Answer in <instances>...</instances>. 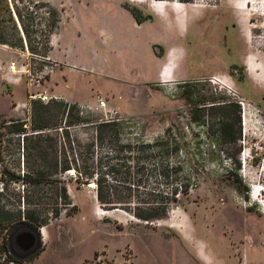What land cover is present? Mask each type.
Instances as JSON below:
<instances>
[{"label":"rangeland","instance_id":"374dc122","mask_svg":"<svg viewBox=\"0 0 264 264\" xmlns=\"http://www.w3.org/2000/svg\"><path fill=\"white\" fill-rule=\"evenodd\" d=\"M53 1L0 0V29L10 27L16 41L6 9L9 5L21 28L17 4L31 31L30 45L26 38L23 47L0 43V264H264V193L259 200L254 197L256 191L264 192V87L251 84L239 57L244 49L263 50L264 0H244L249 5L244 7L243 28H252L251 35L239 33L235 14L232 18L224 12V0L190 2L213 8L216 18L209 25L206 16L187 39L199 78L170 86L166 99L161 97L162 86H155L153 93L143 87L132 98L127 89L116 98L93 90L83 93L82 103L61 99L46 104L29 95L45 92L58 66L48 44L62 16ZM124 1L134 6L138 0ZM85 40L93 47L94 38ZM44 56L57 65L38 85L33 68L43 67ZM12 61L27 69L11 73ZM78 111L83 120L70 124ZM39 133L44 140H56V152H49L58 154L62 165L71 154L69 140L73 152L84 157L91 156L87 146L94 144L92 155L110 197L115 200L128 188L132 208L103 206L96 177L85 184L74 170L61 171L55 177L77 211L67 216L62 210L52 217L50 207H66L55 200L53 183L28 190L18 178L41 162L34 148ZM158 140L161 143L152 146ZM126 171H132L130 180L121 178ZM138 189L149 193L147 201L168 203L166 213L150 220L137 217ZM34 190L35 203L49 217L38 229L40 254L13 261L8 248L15 228L11 226L24 217L29 207L25 196ZM42 229H47V239Z\"/></svg>","mask_w":264,"mask_h":264},{"label":"crops","instance_id":"0c3cea01","mask_svg":"<svg viewBox=\"0 0 264 264\" xmlns=\"http://www.w3.org/2000/svg\"><path fill=\"white\" fill-rule=\"evenodd\" d=\"M67 1H53L62 16L50 34L49 56L58 66L45 92L82 103L83 93L93 90L116 98L127 89L132 98L143 87L153 93V87L162 86L161 97L167 98L170 86L199 78L187 39L206 16L207 24L215 21L213 8L180 0H138L134 6L151 16L139 22L124 0ZM245 4L249 2L224 0V12L235 14L240 34L251 35L252 28H243ZM86 37L94 38L93 47L88 48ZM262 43L263 50L244 49L239 57L251 84L264 87V36Z\"/></svg>","mask_w":264,"mask_h":264},{"label":"trees","instance_id":"16d2710c","mask_svg":"<svg viewBox=\"0 0 264 264\" xmlns=\"http://www.w3.org/2000/svg\"><path fill=\"white\" fill-rule=\"evenodd\" d=\"M16 2V0H14ZM182 2H192V0H180ZM126 7H128L131 12L134 14L136 19L139 22H142L143 20L149 19L151 16L147 15L145 16L142 12L141 9H139L136 6H131L128 3L125 4ZM14 11L18 16V19L20 21L21 28H19L15 22V19L13 17V10L7 6V13L9 15V19L12 22V31L14 32V38H16V41L14 42L12 40V37H10V27H3L0 29V43L3 44H8L12 46H19L23 47L24 46V38L28 41V45H30V39L31 37V31L29 25L24 21V15L20 9V7L15 4L14 5ZM22 32V34H21ZM24 34V36H23ZM49 42V41H48ZM49 44V43H48ZM47 48V47H46ZM40 101V100H39ZM42 102V101H41ZM51 102H58V101H51ZM44 103V102H43ZM50 103V102H48ZM46 103V104H48ZM230 106H232V102H230ZM61 107H63V103L60 104ZM70 111L71 109H75L76 106H70ZM237 112L239 111V108L236 110ZM83 119H81L78 111V115L76 116V120L72 121L70 120V124H73L75 122H80ZM238 120L240 121V116H238ZM105 124L109 123H101V126H104ZM109 126V125H108ZM40 129H44L41 127ZM67 137L71 136L69 131H66ZM44 133H39L38 136L35 138H38L37 144L34 146L35 149H37L40 152L39 159L40 163L38 164L37 169H34L33 171H26L23 173V175L19 176L18 178L22 177V182L28 186L29 188L33 187H41L44 184L47 183H53V188L55 190V200H62L64 201V205L66 206L64 209L60 207V203H57L55 206L53 205L50 207V213L52 217H59L62 214V210L66 212L67 216H71L77 211V206L73 203L72 199L70 198L69 193L67 192V189L65 186H60L59 180L56 179L55 176L58 175L59 172H67L74 170L76 172V178L79 182L89 184L91 183L90 180H93L96 177V184H97V198L98 201L103 205V206H114V205H119L122 204V206L125 209H131L132 208V198H133V193L130 189H126L122 193H117V197L114 200V197L111 196V191L110 188L106 185V179L103 177V174L100 171H97V167L94 161L93 153L91 149L94 147V144H90L87 146L88 154L91 156H85L80 153L77 154L74 151L75 147L73 146V140H69V149L71 151V154L66 155L64 159V165H62V162L60 161V158L58 154L51 155L49 151H55L57 148L56 140L54 138L49 137L48 139L44 140ZM44 145L43 143H45ZM162 140L156 141L153 145H158L161 143ZM166 144H168L166 142ZM142 146L144 148H147L151 146V144H144L142 143ZM179 149L178 145H174L172 150L177 151ZM29 159V156H28ZM111 171L114 172V167H111L109 169V172ZM140 174V170L138 171ZM132 171H126L123 172L121 175L122 179L125 180H130L132 178ZM164 175L167 177H170V174L168 172H164ZM139 181H142V177L139 179ZM173 194L178 191V189H172ZM34 192V193H33ZM31 193H28L25 198L26 201L25 203L28 204V209L25 211L24 217H20L17 222L12 224L11 228H14L20 224H27L29 226H32L35 229H39L41 226L47 225L49 217H45V215L42 214L41 211L44 209L42 207H39L37 203H35V199H33L34 196H36L35 190ZM1 193V192H0ZM148 192L141 191L138 189V193L136 198H138L137 202L138 205L135 208L136 210L134 211V214L144 220H150L154 217L163 215L166 213L168 209V203H163L161 205L159 204H154L151 201H147L146 197H149ZM147 195V196H146ZM115 196V195H114ZM150 198V197H149ZM148 198V199H149ZM32 206V207H31ZM40 254V251L35 253L30 257V259L36 257L37 255ZM11 260H17L13 255H9ZM29 259V260H30Z\"/></svg>","mask_w":264,"mask_h":264},{"label":"water","instance_id":"95a60500","mask_svg":"<svg viewBox=\"0 0 264 264\" xmlns=\"http://www.w3.org/2000/svg\"><path fill=\"white\" fill-rule=\"evenodd\" d=\"M41 246L38 230L27 224L16 226L9 236V252L18 259H30Z\"/></svg>","mask_w":264,"mask_h":264},{"label":"built area","instance_id":"2783aa9c","mask_svg":"<svg viewBox=\"0 0 264 264\" xmlns=\"http://www.w3.org/2000/svg\"><path fill=\"white\" fill-rule=\"evenodd\" d=\"M42 60L43 61L46 60V63L43 64V67L40 68V69L33 68L35 73L34 72L32 73V77L33 78L36 77V83L38 85H40L42 83L41 79L47 78V74H50L51 71L53 72V70L55 69V66L57 65L56 62L51 60L49 56L42 57ZM22 67H23V69L22 68L20 69L19 65L17 64V62L16 61H12L9 64V71L11 73H21L23 70L27 69V67L25 65H23ZM29 98L32 99V100L38 99V100H40V101H42L44 103H48V102H51V101H58V100L64 99L62 96H59V95H56V94H50V93H47V92H40V91H37L35 93H30ZM98 103L102 107H105L107 105V103L105 102L104 99H102V97L98 98ZM243 103L244 102L242 101V104ZM81 113H83V110H81Z\"/></svg>","mask_w":264,"mask_h":264},{"label":"bare ground","instance_id":"6f19581e","mask_svg":"<svg viewBox=\"0 0 264 264\" xmlns=\"http://www.w3.org/2000/svg\"><path fill=\"white\" fill-rule=\"evenodd\" d=\"M249 66L248 67H250L251 69L255 66L253 63L251 64V62L249 61ZM256 64V63H255ZM250 69V70H251ZM254 70V69H253ZM263 70H264V68H263ZM263 73H264V71H263ZM263 80V83H264V77H262L261 78V81ZM257 81V80H256ZM243 100H245V99H243ZM247 103V102H246ZM243 105H244V103H243ZM248 105V104H247ZM244 117V116H243ZM259 191H260V189H259ZM264 192L262 191V189H261V192H257L256 191V194H255V199L256 200H259L260 198H261V195L263 194ZM263 205H264V201H263ZM42 234H43V237H44V239H47L48 237H49V234H48V232H47V229H42Z\"/></svg>","mask_w":264,"mask_h":264}]
</instances>
